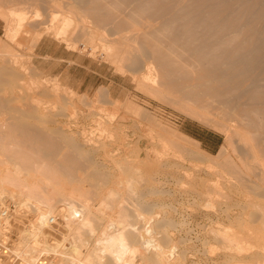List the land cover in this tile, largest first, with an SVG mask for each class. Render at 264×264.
Returning <instances> with one entry per match:
<instances>
[{
	"label": "bare ground",
	"instance_id": "bare-ground-1",
	"mask_svg": "<svg viewBox=\"0 0 264 264\" xmlns=\"http://www.w3.org/2000/svg\"><path fill=\"white\" fill-rule=\"evenodd\" d=\"M47 1L52 3L62 2V0ZM84 1L92 5L89 8L90 10L95 9L97 11L96 14L95 12L92 14L95 10L92 13L85 11L84 8L87 5H81ZM171 2L175 4L173 7H171ZM171 2H169V6L168 0H75V3H80L83 8L80 10L81 12L77 11L79 14H76L75 11L74 14L72 11H68L70 15L65 13L66 15H61L59 19H57V14H51L50 26H48L50 28L44 30L45 33H31L30 40L32 43L30 44L32 46H35L43 35L42 33H47V35L51 33L52 35H49L52 38L60 39L66 44L65 47L78 52H84L86 46L92 52L96 47H101L107 57L106 59H110L114 64H117L115 66L112 63L118 69L122 68V61L126 60L128 56L136 54V52L138 55L146 56L151 61L149 60L146 65L145 75L137 81L139 86H136L141 87L139 88L140 91L144 90L148 95L158 98L161 102L165 100L166 103L176 106L195 119L198 118L202 122L204 120L212 123L225 135L226 147L228 148L223 147L220 149V154L224 155L223 158L226 163L225 165H219V168H217L218 164L216 163L218 162L213 161L215 156L207 159V155L200 154L195 140L186 134L176 131L174 127L163 122L155 114H151L148 111L147 113L146 110H143L141 106L139 107L131 100L126 102L124 100L125 104L120 103L125 105L123 107L126 109V111L124 109L125 114L123 116L118 115V117L116 116V109L119 101L117 102L116 99H108L106 101L107 99H105L102 104L111 105L113 111H106V105L104 108L98 107V111H105L104 115L106 116L104 117L101 114L103 117L98 115L95 117L94 115V118H91L95 126L94 130L90 127L92 129H89L91 134L87 133V130L81 126L83 128L80 131V137L83 140L81 143L84 142L90 148L101 149L103 154L106 150V154L109 155H106L107 158L116 162L115 164L120 161L119 164L121 165V160H123L124 163H122L121 168L123 166L124 172H127L129 168V171L134 170L133 174L128 175L127 172L125 177L122 176V178L128 177L126 180L120 181V178H118L119 182L124 184L122 187L127 189V194H125L126 190L124 189L125 196L119 202L117 200L119 203L118 206L116 204L118 212H116L117 215L115 217L117 218L112 219L111 216V219L109 218L106 221L102 220L105 216H98L97 214L99 212L101 214L102 202H107L109 197L113 200L111 196L115 195V191L112 188L107 187L105 190L100 188L101 184L106 185L109 183L108 177L111 175L102 171L94 174L91 171L92 174L89 175L88 181L83 183L87 179L86 172L83 171V173L85 172L83 175L85 178L79 174L82 180L76 174L77 170L72 169L74 165L71 166L72 163H69L67 157V159L65 158L67 154L64 156V147L60 146L62 141L64 145L66 144L65 147L68 145L72 151L74 150V153L76 151L78 153V151H81V148L78 147L80 144L73 143V139L70 140L71 136H62L63 131L57 135L59 132L57 128L49 129L48 127V122L54 123L55 119L52 121L53 116H50V114L55 112L51 113L54 106L53 103L56 100L59 102L57 98H60V96L55 98L56 100L54 101L53 99L46 100L38 97L37 93L34 94L36 90L39 92L38 84L42 83L40 81H43L46 77L42 79L38 75L42 79L40 81H37V78L36 81H34L35 78L31 79V81L24 79L22 77L24 74L22 75L23 72L21 73V64L19 63L20 59H17L18 56H15L12 51L10 53V50L9 52L6 51L8 47L6 46L5 48L4 45L0 44V182L2 183L0 185V204H3L1 202H3L5 197H10L13 200L17 199V207H19L21 212H26L23 207L29 208V203L35 201V204L31 203L30 207H32L31 209L35 212L36 217H32L31 220L22 218V213V216L19 213L21 216L19 218L15 209L18 218L22 219L21 221H29V223H26L27 225L24 222L22 224L18 222L17 225L16 222L20 220H14L15 222L12 223L11 220L14 217L4 222V227L7 225L15 227V230L12 231L17 235V256L21 258L23 264H135L136 260L140 261L137 264H182L181 261L184 259L183 257H186V252L180 250V244L178 248L176 235L172 231L175 229L178 235V232L183 227L182 225L185 223L183 220H176L177 209L171 203L173 201H167L165 194L172 193L165 189H160L166 184L165 177L171 171H163L158 179L154 177L150 180L148 179L149 181L146 183L148 185L145 184V188L138 187V184L145 180L143 178L144 173H139L142 166L139 167V163L152 162L151 157H154L153 162L155 159L159 166L176 167L175 169L178 168L177 173L181 170L184 175L179 177L180 179L186 176L185 179L187 181L182 179L181 181L178 177H175L181 186V190L178 191L181 195L192 197L196 203L197 199L200 202L198 207H201L202 210L201 212L199 211L200 221L197 222V225L203 223L202 227H204L205 231L202 236H198L197 241H199L204 251L200 253H205L204 255L210 261L209 263L264 264V202H257L258 199L256 201L247 200V195L245 196L246 201L241 202L231 196L233 194L232 190H238L236 185L242 187L244 182L241 181V185L237 183L234 189L229 188L234 185V179L236 178H233L234 175L242 172L240 171L241 166L239 168L241 164H237L242 159L240 161L237 160V162L233 159V156L231 157L230 153L226 152L230 147L232 152H237L235 151L237 150L235 143L232 141L235 137L239 145L241 144L245 149L247 148V153L244 150L246 158H251V161H249L254 162L252 165H257V168L256 166L254 167V171L259 169L257 174L254 172V176L258 177L256 178L257 180L260 178L261 180L259 179V181L262 185L264 184V86H257L260 85L256 83L257 81L255 83L252 82L259 78L258 76L255 78V75H259V71L264 73V0H177ZM22 9H14V7L12 9L11 7L5 14H2L0 10V15L5 21L6 35L11 40L20 39L22 38V33H28L29 29H26L28 26L26 23L27 13L22 11ZM38 12L37 10V13L32 14L36 19L39 16ZM87 12L88 15H86ZM71 13L75 16L71 15ZM91 14L93 15L92 17H95L93 21L97 20L95 23L91 20ZM86 16L91 17L88 22L92 24H88L85 20ZM150 20L153 21L151 22L152 24L156 22L153 24L154 27L157 23H160L158 24L161 25L160 28L164 27L165 30L162 29L161 31L158 25L156 28H159V30L152 27ZM106 21L111 23H109L111 26H108L114 31V35H118L117 38L115 36V39L113 37V39H108L107 36L109 34L107 32L109 29L107 30L106 28L109 27ZM182 21H185V24H192L193 30L187 31ZM44 23L47 24L46 22ZM161 35L163 40H161ZM140 38H142V41ZM94 40L98 43L95 46L91 45ZM80 41L83 42L82 48L78 45ZM9 49L12 48L10 47ZM125 57L126 59H124ZM173 57L182 59L184 64H181L180 60L178 61L177 58ZM46 80L51 85L49 88H46L45 85H40L41 87L45 86L46 90L43 87L44 91L48 92L47 89H49L53 92V90L61 87L58 85L60 82L56 84V80L55 83H52L54 80L51 81L47 78ZM246 82L253 84L252 88L247 89L248 92L244 88L245 92L242 93ZM254 84L256 85V90H253ZM36 87L37 89L33 92ZM70 90H67L66 94L69 96L68 99L71 105L68 104L69 100H65L64 106L67 107L69 112L71 111L70 114L76 115L74 112L75 108L72 109L75 103L71 101L75 99L73 96L76 93ZM241 90L242 92L238 94ZM249 90L253 91L250 93ZM63 91L61 94L64 93ZM98 91H96L94 100L101 102L106 97L107 92L106 95L102 92L100 95L97 93ZM54 93H50V95L54 97ZM45 94L42 96H48V94ZM56 94L59 95L58 92ZM63 95L65 99L67 96ZM107 96L109 97L110 95ZM245 98H248L247 100L251 102L245 101ZM64 99H61V101ZM251 99H255V101L253 102ZM18 102L21 104L16 105ZM66 103L69 107L66 106ZM119 106L121 107V105ZM65 107V110L63 109L64 112L67 110ZM119 110L121 113V109ZM68 111L67 113H69ZM64 112L62 111V113ZM124 118L131 119L135 123L134 126L138 127L139 130L141 129L139 122H143L148 133L138 135L135 141L129 140L130 134H127V129L126 131L125 129H117L128 126H126ZM68 147L66 148L68 149ZM61 149H63V156L60 154ZM64 152L67 153V151ZM85 154L82 155L85 156ZM69 155L71 156L72 154L69 153ZM84 156L81 157L88 162L83 161V164H88L83 165L85 166L84 168L90 165L92 167L95 162H98V160L92 159L91 156L89 158ZM216 157L218 156L216 155ZM172 159L176 160L170 162ZM199 159H207L208 162L203 168V172L205 175L211 174L210 177L212 176V178H208L206 181L195 177L202 172H199L201 165H198L201 163L197 164V162H201ZM125 161L127 163L132 162L133 165L128 163L132 167L127 166ZM80 164L82 163L79 162ZM151 164H149L150 167L154 165ZM124 165L128 167L126 170ZM159 166L157 167L159 168ZM144 170L149 171L148 168ZM120 171L122 170L120 169ZM238 177L240 176L238 175ZM248 181L250 182V180ZM237 182H240V180ZM156 184L158 186H155ZM92 188L95 191L99 190L97 191L99 194L94 192ZM244 188L247 187L245 186ZM247 190H250L249 187ZM91 192H94L93 195L91 194L93 197L96 196V193L99 195V197L96 196L97 199L101 197L100 201L102 202L98 204L100 206L95 207L96 210L90 209V204L88 206V201H90L89 199L92 196L86 201L87 195H90L89 193ZM236 192L238 191H235V194H240V192ZM260 192L256 193L255 197L264 198V191L263 194ZM156 194H160L162 197L149 198V195L153 196ZM57 199L62 201L61 205L55 204ZM74 200L79 204H74L76 202ZM77 204L79 209L76 207L78 206ZM187 204L189 205V203ZM105 206L107 207V205ZM4 208L6 207L4 206L1 209ZM246 208L249 209V214L244 211ZM15 210H12V212ZM26 214L28 215L27 212ZM26 214L24 217H26ZM102 214H104L103 211ZM17 215L15 216L17 217ZM249 215H253V217L255 215L256 221L253 220L255 217L253 219L250 218L251 222H246L243 228L241 224L243 217H249ZM189 223L187 221V224ZM239 223L241 224L240 226ZM177 224L182 226L181 229L176 228ZM2 227L3 225L0 224V236L3 233ZM84 227L88 228L87 232L91 236L96 232L95 229L100 228V231H97L99 233L96 232L95 238L89 239L90 237L87 238L88 236L80 231L81 229L85 230ZM55 230H58V234H56L57 231L55 233ZM179 239H182L180 235ZM188 240L191 241L190 239ZM191 242L188 243L190 244ZM180 243H183V241L181 240ZM194 245L196 246V244ZM53 256L57 258L53 259ZM169 257L173 260L170 259V261ZM222 257H224L223 261L221 260L220 263L215 262ZM191 263L193 264V261Z\"/></svg>",
	"mask_w": 264,
	"mask_h": 264
},
{
	"label": "rangeland",
	"instance_id": "rangeland-1",
	"mask_svg": "<svg viewBox=\"0 0 264 264\" xmlns=\"http://www.w3.org/2000/svg\"><path fill=\"white\" fill-rule=\"evenodd\" d=\"M7 1V2H6ZM24 1V2H23ZM38 1V2H37ZM10 0V1H8V0H1L0 1V4L2 5H0V10L2 11V14H5L7 11H8V9H10L11 7H12V9H13V7H14V9L15 8H20V9H22V11H24L25 13H27L26 14V23L28 24V26L26 27V29H29L28 30V36H27V34H26V32H24V33H22L23 35H22V38H16V39H14V40H11L7 35H6V32H5V21H4V19H3V17L0 15V44L1 45H4L5 46V48H6V46L8 47V50L6 49V51H8L9 52V50H10V53H12V52H14L13 54H15V56H18L17 57V59L20 61L19 63L21 64V73H22V77L24 78V79H26L27 81H31V79L33 80L34 78V81H36V78H37V81H40V79L42 78V79H44L43 77H46L47 79H49V80H54V81H52V83H55V80H56V84L57 83H59L58 85L59 86H61V87H59L57 90H53V92L51 91V90H49V89H47L48 90V92L47 91H44V89H43V87L45 88V86H46V88L48 87H50V85L51 84H49L48 82H47V80H46V78L43 80V81H40V82H42V83H40V84H38L39 86H38V91L39 92H37V90H36V92H34L35 91V89H37V87L36 88H34L33 89V92H34V94H36L37 93V96L38 97H41V98H44V99H46V100H48V99H50V100H56L55 98H57V97H59L60 96V98H57V99H59V102H58V100H56L55 102L54 101H52V102H54L53 104H54V106L52 107V112L51 113H53L54 111V113L56 114H50V116L52 115L53 116V119H51L52 121L54 120V123L53 122H48V127H49V129H51V128H57L58 129V133H57V135L60 133V132H64V133H62V136L64 135H66L67 137H70L71 139L70 140H72L73 139V143H76L77 145H79L78 147H80L81 148V151H78V153H77V151L74 153L73 151H72V149H70L69 147H68V145L66 146V147H68V149L65 147V145L62 143V141H61V143L60 142H58V143H60L59 145L61 146V147H64L63 149H61V155L63 156V154H62V150H63V153H64V156H65V158L67 157L68 158V161H69V163H72L71 164V166H73V168L72 169H76L77 170V175H81V177H84L83 175H84V173L86 172H88V174H86L85 173V175H87L86 177H87V179H85V181H83V183H85V182H87L88 181V177H89V175L90 174H92V173H96V174H98V172L100 173L101 171L103 172V173H108L109 175H111L110 177H108L109 178V183H107L106 185H104V184H101L102 186L100 187V188H104V190H105V188H112V189H114V191H115V195L117 194V196H115L114 194V196L112 195L111 196V198H113V200L112 199H110V197L109 198H107V199H104V200H107V202L106 201H100V198L99 199H97V197H99V193L97 192V191H99V190H97V191H95L94 190V188H92L93 190H94V192H97L96 193V196H92L93 195V193L94 192H91V193H89L90 195H87L88 196V198H87V200L86 201H88V199L90 198V196H92L89 200L90 201H88L89 203H88V206H90V209H94V210H96V206L98 207V206H100V205H98V204H100L101 202H102V204H104V205H102L101 204V214H100V212L97 214V212L96 211H94L93 210V212L95 213V214H97L98 216H100V215H102V216H105V217H103V221H106V220H109V218L111 217L112 219H114V218H117V217H115V215H117V213L116 212H118V210H117V206H118V202H119V200H121V199H123V197L125 196V194H127V189H125V187H122V186H124V184H122V183H120L119 182V180L121 181V180H126L128 177H126V178H122V176H126V173L128 172V175H130V174H133L134 173V170H131V171H129L130 170V168L129 169H127L128 167H126V165L127 166H130L131 165V163L130 162H128V163H130V165H128V163L126 164V165H124V168H125V170L127 169L128 171L126 172H124V170L122 169L123 168V166H122V168H121V165H123L122 163H124V161L123 160H121L122 161V163H121V165L119 164V162H117L118 164H115L116 162H113L112 160H110V159H108L107 158V156H109V155H107L106 154V150L104 151V154H103V150H101V149H96V148H90V146H88V145H85V143L83 142V143H81V141H83L82 139H81V137H80V131L84 128L85 130H87V133L89 132L90 134H91V132H90V130L89 129H95V126L93 125L94 123H93V121H92V119L94 118V115H95V117H96V115H98V116H102V115H104L106 112L105 111H103V112H101V110H100V112L98 111V107H101V108H104L105 107V105L107 106V107H105L106 108V111L108 110L109 112H112L113 111V109H112V107H111V105H109V104H106V103H104V104H102L103 102H105V99H107L106 101H108V99H112V100H114V99H116V101L119 103V105H121V107L118 105L117 106V111H116V116H123L124 114H125V112H124V109L125 108H123V107H125V105H122V104H125V102L126 101H132L133 103H136L139 107L141 106V108H143V110H146V112L148 111L149 113H151V114H155V116L156 117H159V118H161V120L163 121V122H165V123H167L168 125H170L171 127H174L175 129H176V131H179V132H181V133H183V134H186L187 136H189L191 139H193V140H195L196 141V145H197V149L199 150V152H200V154H203V155H207L206 157H207V159H210V158H213V156H215L216 157V155L218 156V157H214V159L216 160H213L214 162H218V163H216V164H218V167L217 168H219V165H225V163H226V161H224V155L223 154H220V149H222L223 147H226V141H225V135L215 126V125H213L212 123H210V122H206V121H204L203 120V122L202 121H200L198 118H194V117H192L191 115H189V114H187V113H185L184 111H182V110H180V109H178L176 106H173L172 104L170 105V104H168V103H166V101L164 100V101H159V99L158 98H155V97H151L150 95H148L146 92H144V90H141L140 91V89L139 88H141V87H137V86H139V84L137 85V81H139L138 79H140L142 76H144L145 75V73H146V65H147V63L149 62V60L150 59H148L146 56H142V55H138L137 54V52H136V54H132V55H130V57H131V59H129L130 57L128 56H126L127 57V59H126V57L124 58V59H126V60H124V61H122V63L121 64H123V66H122V68L121 69H118L117 67V69H118V71H117V69L115 68V66H117V64H114L113 63V61L111 62L110 61V59H106L107 57L105 56V53H104V51L102 50V48L101 47H99V48H95V49H93V52L90 50V48L89 47H85V50H84V52L82 51V52H78V51H76V50H73V49H69V48H67V47H65L66 46V44L63 42V41H61L60 39H57V38H52V34L51 33H48V35H47V33L46 34H44L45 32H44V30H48L50 27H48V26H50V15L51 14H57L58 15V18L57 19H59V18H61V15H64L65 13H67V14H69L70 15V13L68 12V11H72V13L74 14V11H75V13L76 14H79L78 12L80 11V10H82L83 8H82V6L83 5H87L86 6V8H84L85 9V11H89V12H91L92 13V11L93 10H95V9H93V10H90V8L89 7H91L92 5H90V4H87V3H89V2H83V3H81V5L82 6H80V3H75V0H62V2H63V4H62V2H58L57 1V3H55V2H51V1H39V0ZM73 1H74V3H73ZM107 1H110V0H107ZM171 1H177V0H171ZM171 1H169L168 0V4H169V2H171ZM2 2V3H1ZM5 2V3H4ZM10 2V3H9ZM55 3V4H54ZM51 4V5H50ZM183 4V3H182ZM181 4V5H182ZM55 5V6H54ZM70 5V6H69ZM175 4L174 3H172L171 2V7H173ZM77 6V7H76ZM169 6H170V4H169ZM168 6V7H169ZM10 7V8H9ZM64 7V8H63ZM72 9H71V8ZM74 7H76V8H74ZM185 7V6H184ZM75 10H74V9ZM78 9V10H77ZM92 9V8H91ZM37 10L39 11L38 12V15L39 16H37V18L38 19H36V18H34L33 17V13L35 12V13H37ZM78 11V12H77ZM84 11V10H83ZM81 12V11H80ZM94 12H95V14H96V10L95 11H93V13L92 14H94ZM34 13V14H35ZM71 13V15H73ZM84 13V12H83ZM90 14V13H89ZM91 14V17L93 16ZM66 15V14H65ZM86 15H88V12L86 13ZM73 16H75V15H73ZM30 19H29V18ZM90 17V18H91ZM33 18V19H32ZM89 16H86V18H85V20L88 22V21H90L89 19ZM93 18H95V17H92V21H93ZM29 19V20H28ZM46 20V21H45ZM95 20V19H94ZM157 20H158V18L156 19V22H157ZM30 21H32V22H30ZM43 21V22H42ZM48 21V22H47ZM95 21H97V20H95ZM95 21H93L94 23H95ZM110 21V20H109ZM155 21V20H154ZM30 24H29V23ZM44 22H46L47 24H45ZM110 22H112V21H110ZM110 22H107L106 21V23H108L107 24V26L109 25V26H111L110 24ZM151 22H153V21H151L150 20V23ZM155 22V23H156ZM160 22V21H159ZM161 22H162V20H161ZM184 22V23H183ZM39 23V24H38ZM41 23V24H40ZM110 23V24H109ZM155 23H153V24H155ZM88 24H92V23H89L88 22ZM153 24L151 23V26L152 27H154L153 26ZM158 24H160V23H157L156 25H155V27L154 28H156V26L158 25ZM163 24V23H162ZM182 24H185V21H182ZM187 24H189V23H186L185 25H183L184 26V28L188 31V30H193V26H192V24L190 25H188V26H186ZM32 25H34V26H32ZM38 25V26H37ZM31 26V27H30ZM46 26V27H45ZM108 26V27H109ZM159 26V28H160V26L161 25H158ZM157 26V27H158ZM30 27V28H29ZM105 27H106V25H105ZM188 27V28H187ZM190 27V28H189ZM34 28H35V30H34ZM48 28V29H47ZM153 28V29H154ZM159 28L157 29V30H159ZM107 30H108V39L109 38H114L115 36H116V38L118 37V35H114L113 34V32L114 31H112V29H111V27H109V28H106ZM163 30H165L164 29V27L162 28ZM162 29L160 28V30L162 31ZM30 30H32V31H30ZM34 30V31H33ZM138 31V30H137ZM167 31V30H166ZM30 32V33H29ZM40 33V32H44V33H42L43 35L40 37V39L37 41V43L35 44V46L33 45L32 46V44H30V43H32L31 42V40H30V38H31V35L33 34V33ZM138 32H140V31H138ZM138 32H136V33H138ZM32 33V34H31ZM49 34H51V35H49ZM162 39L161 40H163V37H162V35L160 36ZM112 38V39H113ZM115 39V38H114ZM142 38H140V40H141ZM165 39V38H164ZM18 41V42H17ZM142 41V40H141ZM29 43V44H28ZM96 44H98L97 42H96V40H94V41H92L91 42V45H93V46H95ZM78 45H80V47L82 48V45H83V42H78ZM26 46V47H25ZM134 46H137V45H134ZM12 48V49H9V48ZM101 48V49H100ZM12 51V52H11ZM92 53H91V52ZM134 52V51H133ZM132 52V53H133ZM81 53V54H80ZM89 53V54H88ZM93 53H94V55H93ZM2 55H3V53H2ZM93 55V56H92ZM178 55V54H177ZM176 56V55H175ZM179 56V55H178ZM133 57V58H132ZM180 57V56H179ZM173 58H177L178 59V57H173ZM176 59V60H177ZM180 59H178V61H179ZM110 61V62H109ZM151 61V60H150ZM179 62H181V64L183 63L184 64V62L182 61V59L179 61ZM115 65H113V64ZM107 66V67H106ZM114 68V69H113ZM126 68V69H125ZM26 70V71H25ZM123 70V71H122ZM25 71V72H24ZM257 71V70H256ZM35 74H34V73ZM125 72V73H124ZM258 72V71H257ZM261 71H259L258 73H259V75L257 74V75H255L256 77L255 78H257V76L259 77V78H257V79H255L254 81H252L253 83H255V81H257L256 83H258V84H260V85H257V86H264V80H263V77H264V73H260ZM41 73V74H40ZM122 73V74H121ZM43 74V75H42ZM27 77H26V76ZM29 75V76H28ZM37 75V76H36ZM38 75H40V77L38 76ZM132 75V76H131ZM35 76V77H34ZM126 76V77H125ZM57 78V79H56ZM30 79V80H29ZM39 79V80H38ZM41 79V80H42ZM46 80V81H45ZM48 80V81H49ZM133 80V81H132ZM45 81V82H44ZM51 81H50V83H51ZM36 83H38V82H36ZM46 83V84H45ZM40 85H45V86H43V87H41ZM137 85V86H136ZM252 85L253 84H251L250 82H246L245 83V85H244V87H243V90H244V88L246 89V92H248L247 91V89H251L252 88ZM255 85V84H254ZM65 86V87H64ZM136 86V87H135ZM41 87V88H40ZM46 88H45V90H46ZM63 88V89H62ZM65 88V89H64ZM71 89V90H70ZM101 89V90H100ZM137 89H139V90H137ZM256 90V85L254 86V88H253V90ZM258 89V88H257ZM41 90V91H40ZM44 92H43V91ZM61 90V91H60ZM64 90V91H63ZM66 90V91H65ZM67 90H70V91H74L76 94H75V96H73V97H75V99L74 100H71V101H74V103H75V105H74V103L72 102V104L74 105V107L72 108L71 106V108L72 109H74L73 111L76 113V115H72V113L70 114V112L68 111V109H67V107H65L64 105H65V100L67 101V100H69L68 98H69V96L66 94V92H67ZM99 90V91H98ZM104 92H103V91ZM253 90H249V92L251 93V91H253ZM51 91V92H50ZM54 91H56L55 93H54ZM62 91L64 92L63 94H65L67 97L64 99V95L63 94H61L62 93ZM96 91H98L97 93H105V95H106V92H107V95H110L109 97L106 95V97H108V98H104L103 100H101V102H96L95 100H94V98H95V94H96ZM47 92V93H46ZM52 94V93H54V97L52 96V95H50V93ZM59 93V95L58 94H56V93ZM85 92V93H84ZM242 92V90L241 91H239L238 92V94H240ZM245 92V90L242 92V93H244ZM38 93H40L39 95H38ZM48 94V96L46 95V94ZM146 93V94H145ZM43 94H45L46 96H42ZM57 96H56V95ZM237 94V95H238ZM76 95H79V96H76ZM101 95V94H100ZM104 95V94H103ZM86 98H85V97ZM46 97H48V98H46ZM51 97V98H50ZM82 99H81V98ZM125 97V98H124ZM77 98H79V99H77ZM132 98V99H131ZM61 99H64V100H62L61 101ZM248 98H245V101H248L249 103L251 102L250 100H247ZM85 100V101H84ZM94 100V102H92ZM124 100H125V102H124ZM161 100V99H160ZM242 100H244L243 98H242ZM252 100V99H251ZM64 101V102H63ZM79 101H80V103H79ZM90 101V102H89ZM244 101V102H245ZM253 102L255 101V99H253L252 100ZM16 102V101H15ZM62 102V103H61ZM69 102V103H68ZM67 103L69 104V105H71V103H70V100L68 101ZM82 102V103H81ZM88 102V103H87ZM120 102H122V104L120 103ZM247 102V103H248ZM19 103V102H18ZM16 103V105H20L21 103ZM59 103V104H58ZM64 103V104H63ZM67 103H66V106H68L67 105ZM96 103H98V104H95ZM100 103V104H99ZM63 104V105H62ZM82 104V105H81ZM102 104V105H101ZM60 107H59V106ZM72 105V106H73ZM101 105V106H100ZM95 106V107H94ZM97 106V107H96ZM103 106V107H102ZM63 107V108H62ZM64 107L67 109L65 112H64ZM69 107V106H68ZM120 107V108H119ZM71 108H69L70 110H71ZM78 110H77V109ZM89 108V109H88ZM97 108V109H96ZM108 108V109H107ZM59 109V110H58ZM61 109V110H60ZM64 109V110H63ZM119 109H121V113H120V110ZM80 110V111H79ZM119 110V111H118ZM62 111L64 112V113H62ZM67 111L69 112V113H67ZM125 111H126V109H125ZM58 112H59V114H58ZM62 114H61V113ZM73 112V113H74ZM79 112V113H78ZM82 112H84V113H82ZM94 112V113H93ZM118 112H119V114H118ZM147 112V113H148ZM69 114H70V116H69ZM86 114V115H85ZM90 114H93V115H91L90 116ZM100 114V115H99ZM102 114V115H101ZM58 115V116H57ZM64 115H66L65 117H63ZM76 116V117H75ZM90 118H89V117ZM93 116V117H92ZM106 115H104V117H105ZM118 116V117H119ZM61 117V118H60ZM68 117V118H67ZM87 117V118H86ZM103 117V116H102ZM92 118V119H91ZM50 120V121H51ZM127 120V121H126ZM88 122V123H87ZM124 122L126 123V126L127 127H125V128H117V129H125V131H126V129H127V134H130L129 135V140H132V141H135L136 139H137V136L138 135H142V134H147L148 133V130H147V128H146V126L144 125V123L142 124L141 122H139V126H141L140 128V130H139V128L138 127H136V126H134V122L133 121H131V119L129 120V118H124ZM205 122H206V124H205ZM80 124V125H79ZM141 124V125H140ZM67 125V126H66ZM57 126V127H56ZM64 126V127H63ZM65 126H66V128H65ZM83 128H82V127ZM130 126V127H129ZM214 126V127H213ZM58 127H60V128H58ZM85 127H87V128H85ZM91 127V128H90ZM129 127V128H128ZM216 127V128H215ZM137 128V129H136ZM91 129V130H92ZM133 129V130H132ZM61 130V131H60ZM67 130V131H66ZM71 132V133H70ZM76 133V134H75ZM135 133V134H134ZM133 134V135H132ZM143 135V136H144ZM133 136V137H132ZM57 137H60V136H57ZM133 138V139H132ZM60 141V140H59ZM78 141V142H77ZM232 141H233V143H235L234 145H235V148L237 149V150H235V151H237V152H232V149H231V147L228 149V150H226V152H228V153H230V155H231V157L233 156V159L234 160H241L242 159V161H240V162H238L237 164L239 165V164H241V165H239V168H240V166H241V168H240V171H242V172H240L238 175L240 176V177H238V175H234V177L233 178H235L234 180H235V182H234V185L231 187H229V188H233L234 189V186L237 184V183H240V185H241V181H244L242 184V187L244 188L245 186L247 187V188H242L241 186H239V185H236V187L238 188V190H236V189H234V191L232 190V193L233 194H231V196L233 197V198H237V199H239L241 202H245L246 201V195H247V200L248 199H250V200H254V201H256L257 199V202H264V198H262L261 196V198H259V196L258 197H255V195H256V193L258 194V192H260V191H264V189H263V187H264V184L262 185L261 184V182L259 181V179L257 180L256 178H258V177H256V176H254L255 174H257V172H258V170L256 171H254V167L256 166V168H257V165H252V164H254V162L252 163V162H250L251 161V158H246L247 156L244 154L245 152L247 153L248 151H246L247 150V148L245 149V147H243L241 144L239 145V142H238V140L234 137V139H232ZM232 141H231V143H232ZM72 142V141H71ZM79 143V144H78ZM194 143V142H193ZM237 143H238V146H237ZM84 145V146H83ZM234 145L232 144V146L234 147ZM238 148H237V147ZM243 148H242V147ZM79 148V149H80ZM228 147H226V149H227ZM66 149V150H65ZM96 149V150H95ZM83 150H85V152H83ZM86 150H87V153H86ZM230 150V151H229ZM244 150H245V152H244ZM64 151H67V153L66 152H64ZM93 151V152H92ZM132 152H134V151H132ZM69 153L70 154H72L71 156L69 155ZM86 153V154H85ZM114 153V152H113ZM112 153V154H113ZM218 153V154H217ZM236 153H237V156H236ZM75 154H76V156H75ZM80 154V155H79ZM82 154H85V156L84 155H82ZM87 155V156H86ZM104 155V156H103ZM107 155V156H106ZM210 157H209V156ZM221 155H223V156H221ZM247 155H249V154H247ZM79 156V157H78ZM81 156H84L85 158H89L90 156L92 157V159H94L95 161H97L98 160V162H99V166H98V162H95V164H93V166L92 167H90L91 165H90V163H89V167L88 166H86L88 169H90L89 171H88V169L87 168H84L85 166H83V165H85L86 163H84L83 164V161L85 162H87V160L86 159H83V157H81ZM212 156V157H211ZM242 156V157H241ZM70 157V158H69ZM209 157V158H208ZM236 159H235V158ZM241 157V158H240ZM244 157V158H243ZM66 158V159H67ZM102 158H104V159H102ZM153 158L154 157H151V159H152V162H149V163H139V167L142 165H144V166H146V167H142L141 166V168H140V170H139V173L141 174V173H144L143 174V178H145V182L143 181V182H141V184H138L139 186L138 187H140V188H145L146 187V185H148V184H146V183H148V181L152 178V177H154V178H156V179H158L159 177H161V175H162V173H163V171H171L165 178H166V184L164 185V186H162L160 189H165V190H167V191H170L172 194H165L166 195V198H167V201L169 202V201H173V202H171L173 205H175V209H177L176 210V212H177V215H176V220H183L184 221V223L185 224H183L182 226H180V225H178L177 224V226H176V228H179V229H181V227H182V229H181V233L180 232H178V235H177V232H176V230L174 229V231H172L175 235H176V243H177V246H178V248H179V246L181 245V248H180V250H183V251H185L186 252V257L188 256V254H190L187 258L186 257H183L184 259V261L182 260L181 261V263L182 264H192L191 262L193 261V264H212L213 262H211V263H209L210 261L206 258V255H204L203 253H200V252H204L203 250H202V246H201V244H199V241H197L198 240V236H202L203 235V233H204V231H205V229H203L204 227H202V225H203V223H199L198 225H197V222L198 221H200V217L198 216V214L201 212V207H198L199 206V204H200V202H199V200L197 199L196 201H197V203L193 200V198L192 197H186V196H184V195H181L180 193H179V191L178 190H181L180 188H181V186L179 185V182L177 181V177L179 178V177H181V176H183L184 174L183 173H181V170H179L178 171V173H177V169H175L174 167L173 168H168L167 166H165V165H163V166H159L158 164H157V162L155 161V159H154V162H153ZM223 158V159H222ZM239 158V159H238ZM246 158V159H245ZM70 159V160H69ZM106 159V160H105ZM207 159H199V160H201V162H197V164L198 163H201V164H198V165H201V170H199V172H201L200 174H199V176L198 175H196L195 177L196 178H199V179H202L203 181H204V179H205V181H206V179H208V178H212V176L210 177V175L211 174H208V175H205V173L203 172V168L205 167V165H207ZM243 159H244V161H243ZM78 160H80V161H78ZM174 160H176V159H172V161L170 160V162H174ZM218 160V161H217ZM250 160V161H249ZM77 161V162H76ZM112 161V162H111ZM203 161V162H202ZM248 161V162H247ZM74 162V163H73ZM79 162L80 163H82V164H80L79 165ZM155 162H156V164H155ZM242 162H243V164H242ZM88 163V162H87ZM113 163V164H112ZM150 163H152L151 165H153V166H151V167H153V168H151L150 167ZM187 164L189 163V162H186ZM192 163V162H191ZM195 163V162H194ZM249 165H248V164ZM115 164V165H114ZM135 164V163H134ZM190 164V163H189ZM203 164V165H202ZM86 165H88V164H86ZM103 165H105V166H103ZM132 165H133V163H132ZM157 166H159V168L157 167ZM217 166V165H216ZM130 167H132V166H130ZM150 167V168H149ZM166 167V168H165ZM199 168H200V166H198ZM244 167V168H243ZM248 167H249V169H248ZM251 167H252V169H251ZM78 168V169H77ZM85 170H84V169ZM146 168H148L149 169V171L148 170H144V169H146ZM79 169H80V171L82 172H80L79 171ZM87 169V170H86ZM95 169V170H94ZM98 169V170H97ZM107 169H108V171H107ZM120 169L123 171V173H125V174H123L122 173V171H120ZM132 169V168H131ZM163 169V170H162ZM171 169V170H170ZM251 169V170H250ZM76 170H75V172H76ZM159 170V171H158ZM176 170V171H175ZM74 171V170H73ZM78 171H79V173H78ZM83 171H85L84 173H83ZM91 171H92V173H91ZM175 171V172H174ZM249 171V172H248ZM130 172V173H129ZM173 172V173H172ZM254 172H256L255 174H254ZM177 173V174H176ZM244 173V174H243ZM246 173V174H245ZM249 173H250V175H249ZM252 173V174H251ZM123 174V175H122ZM146 174H148V175H146ZM160 174V175H159ZM172 174H174V175H172ZM179 174V175H178ZM80 175H79V177H80ZM247 175V176H246ZM147 176V177H146ZM244 176V177H243ZM80 177V178H81ZM99 177V176H98ZM113 177V178H112ZM149 177V178H148ZM176 177V178H175ZM238 177V178H237ZM85 178V177H84ZM100 178V177H99ZM112 178V179H111ZM118 178H120L119 180H118ZM147 178V179H146ZM186 178V176H184V177H182L181 179L182 180H186L185 179ZM196 178H195V180H196ZM232 178V179H233ZM82 179V178H81ZM149 179V180H148ZM180 179V178H179ZM178 179V180H179ZM180 179V180H181ZM199 179H197V180H199ZM237 179V180H236ZM250 180V182L248 181V180ZM83 180V179H82ZM116 181V182H113V183H110V182H112V181ZM146 180H147V182H146ZM181 180V181H182ZM240 180V182H237V181H239ZM261 180V179H260ZM187 181V180H186ZM99 183H100V181H98ZM124 183H125V181H123ZM175 182V183H174ZM247 182V183H246ZM252 182V183H251ZM258 182V183H257ZM260 182V183H259ZM98 183V184H99ZM119 183V184H118ZM138 183V182H137ZM144 183V184H143ZM245 183V184H244ZM2 183L0 182V185H1ZM115 184V185H114ZM146 184V185H145ZM252 184H254V185H252ZM109 185V186H108ZM141 185V186H140ZM255 185H256V187H255ZM6 186V185H5ZM8 186V185H7ZM100 186V185H99ZM112 186V187H111ZM155 186H158L157 184L155 185ZM120 187V188H119ZM248 187H249V189L251 190H247L248 189ZM91 188V187H90ZM89 188V189H90ZM123 188V189H122ZM157 188V187H156ZM240 188H242L241 190H240ZM257 188V189H256ZM260 190H259V189ZM120 189H122V190H120ZM124 189L126 190V192H125V194H124ZM247 191H246V190ZM262 189V190H261ZM92 190V191H93ZM120 190V191H119ZM245 190V191H244ZM259 190V191H258ZM101 191V190H100ZM117 191V192H116ZM122 191H123V193H122ZM178 193H177V192ZM235 191H238V192H240V194L238 193V192H236V193H238V194H235ZM257 191V192H256ZM263 191L262 192H260V193H262L263 194ZM121 193V196H120V193ZM242 192H243V195H242ZM256 192V193H255ZM92 194V195H91ZM95 195V194H94ZM119 195V196H118ZM171 195V196H170ZM236 195V196H235ZM101 196V195H100ZM150 196V197H149ZM148 197L149 198H151V199H155V198H158V196L159 197H162V195H160V194H156V195H149ZM170 196V197H169ZM239 196V197H238ZM244 196V197H243ZM264 196V195H263ZM114 197H115V199H114ZM117 197H118V199H117ZM153 197H155V198H153ZM250 197V198H249ZM253 199H252V198ZM8 198H10V197H5L4 199H3V202H1V203H3V204H0V206H2V207H0V209L1 208H3L4 206L6 207V208H8V209H10L9 211H11V215L13 214V212H14V214H13V216H11L10 215V217H11V219H12V217H14V219H12L11 221H12V223L13 222H15V221H17V220H20L19 218H21V216H22V214H23V217L22 218H25V219H27V220H31L32 219V217H36L35 215V212L33 211V209H31L32 207H30L31 206V203L32 204H35L34 202L35 201H33V200H31V201H33V202H31V203H29L30 205L28 206L29 208H27V207H23L25 210H26V212L28 213V215L26 214V212H21V210L19 209V207H17V199H15V200H13V199H8ZM172 198V199H171ZM95 199V200H94ZM171 199V200H170ZM76 200H78V199H76ZM76 200H74V201H76ZM99 200V201H98ZM102 200V199H101ZM112 202H111V201ZM117 200H118V202H117ZM245 200V201H244ZM85 201V202H86ZM96 201V202H95ZM192 201H194L193 203H192ZM56 203V205H61L62 203V201H60V199H57L56 201H55ZM78 202H79V200H78ZM77 201L74 203V204H76V203H78ZM179 202V203H178ZM260 202V203H261ZM80 203V202H79ZM78 203V204H79ZM87 203V202H86ZM176 203V204H175ZM187 203H189V205L187 204ZM16 204V205H15ZM77 204V205H78ZM90 204V205H89ZM116 204H117V206H116ZM178 204V205H177ZM198 204V205H197ZM105 205H107V207L105 206ZM112 205H114L113 207H112ZM63 206V205H62ZM76 206V205H75ZM77 208L79 207V205L78 206H76ZM92 207V208H91ZM105 207V208H104ZM20 208H22V207H20ZM105 210H104V209ZM114 208H115V210H114ZM17 210V212H18V215H19V218H18V215L16 214L17 212H16V210L15 211H13L12 212V210ZM79 209V208H78ZM81 209V208H80ZM100 209V208H99ZM99 209H97L98 211H100ZM109 209V210H108ZM20 210V211H19ZM31 210V211H30ZM92 211V210H91ZM102 211H103V213L104 214H102ZM105 211V212H104ZM195 211V212H194ZM200 211V212H199ZM246 213H248V211H249V209H245L244 210ZM106 212H107V214H106ZM198 212V213H197ZM21 214V216H20V214ZM110 213H112V214H110ZM181 213V214H180ZM25 214H26V217H24L25 216ZM114 214V215H113ZM120 214V213H119ZM122 214V213H121ZM175 214V213H174ZM249 214V213H248ZM15 215H17V217L15 216ZM179 215V216H178ZM256 215V214H255ZM254 215V217H253V215H249V217L248 216H246L245 218L243 217V221L241 222V221H239V222H241V224H242V227L245 225V223L246 222H251V219H253V220H255L256 219V216ZM102 216H101V218H102ZM106 216H107V218H106ZM114 216V217H113ZM16 217V218H15ZM106 218V219H105ZM110 218V219H111ZM190 218H191V220H190ZM247 218H249V219H247ZM251 218V219H250ZM105 219V220H104ZM186 219V220H185ZM15 220V221H14ZM22 220V219H21ZM17 221L16 222V224L18 225V222H20L19 224H22V222H24V221ZM78 220V219H77ZM101 220V221H102ZM245 220V221H244ZM57 221H59V219H57ZM187 221H188V223L189 224H187ZM256 221V220H255ZM77 222V221H76ZM4 222H2V223H0V224H3ZM25 224L26 223H29V221L27 222V221H25L24 222ZM15 224V223H14ZM15 224V225H16ZM240 223H239V226L241 225ZM14 225V226H15ZM27 225V224H26ZM200 226V227H199ZM245 227V226H244ZM243 227V228H244ZM13 228V227H12ZM85 228V230L83 231L82 229L80 230L81 231V233H83L84 232V234L86 235V236H88L87 238H89V239H91V238H95V236H96V234L97 233H99V232H97V231H100V228H98L97 230L95 229V231L97 232H94V234H93V236H91V234L89 235V232H87L88 230V228H86V227H84ZM183 228H184V230H183ZM13 229H15V227L13 228ZM46 229H47V227H46ZM190 229V230H189ZM3 231V230H2ZM56 231H57V233H56ZM191 231V232H190ZM203 231V232H202ZM66 232V231H65ZM176 232V233H175ZM187 232V233H186ZM55 233L56 234H58V230H55ZM64 233V232H63ZM180 233V234H179ZM183 233V234H182ZM185 233V234H184ZM65 234V233H64ZM198 234V235H197ZM179 235H180V237L182 238V239H179ZM184 235V236H183ZM186 235V236H185ZM189 235V236H188ZM194 235V236H193ZM17 236V235H16ZM85 236V237H86ZM64 237V236H63ZM178 237V238H177ZM196 238V239H195ZM184 239H186L185 241H184ZM188 239H190L191 241H189ZM15 240H17V238L15 239ZM63 240V239H62ZM66 239H64V241H65ZM183 241V243H180V241ZM188 240V241H187ZM196 241V242H195ZM66 242H67V240H66ZM184 242H187V243H185L184 244ZM188 242H191L190 244L188 243ZM196 244V246L194 245L193 246V244ZM67 244V243H66ZM180 244V245H179ZM187 244H188V246H187ZM192 244V245H191ZM68 245V244H67ZM183 245V246H182ZM191 245V246H190ZM185 246V247H184ZM187 246V247H186ZM199 248V249H198ZM190 249V250H189ZM192 249V250H191ZM198 249V250H197ZM197 250V251H196ZM189 251V252H188ZM192 251V252H191ZM191 252V253H190ZM194 255V256H193ZM196 255V256H195ZM193 256V257H192ZM201 256V257H200ZM204 256H205V258H204ZM172 257V256H171ZM171 257H169V260L171 259ZM191 257V258H190ZM49 258V257H48ZM53 259H56L57 257L55 256H53L52 257ZM190 259V260H189ZM200 259V260H199ZM205 259V260H204ZM222 259H224V257H222V258H220V260H216L215 262L216 263H220L221 262V260ZM171 260H173V259H171ZM170 260V261H171ZM188 260V261H187ZM203 260V261H202ZM139 260H136L135 261V264H137V262H138ZM217 261H219V262H217ZM223 261V260H222ZM140 262V261H139ZM196 262V263H195ZM208 262V263H207ZM139 264V263H138Z\"/></svg>",
	"mask_w": 264,
	"mask_h": 264
},
{
	"label": "built area",
	"instance_id": "built-area-1",
	"mask_svg": "<svg viewBox=\"0 0 264 264\" xmlns=\"http://www.w3.org/2000/svg\"><path fill=\"white\" fill-rule=\"evenodd\" d=\"M11 212L8 208L1 209L0 211V223L10 219ZM2 234L0 236V264H23L21 258L17 255V240L15 230L11 226L4 227L2 224ZM11 227V228H10Z\"/></svg>",
	"mask_w": 264,
	"mask_h": 264
},
{
	"label": "crops",
	"instance_id": "crops-1",
	"mask_svg": "<svg viewBox=\"0 0 264 264\" xmlns=\"http://www.w3.org/2000/svg\"><path fill=\"white\" fill-rule=\"evenodd\" d=\"M1 27V26H0Z\"/></svg>",
	"mask_w": 264,
	"mask_h": 264
}]
</instances>
